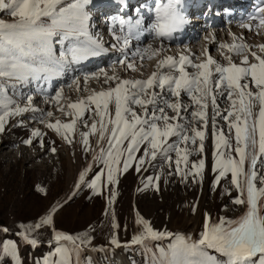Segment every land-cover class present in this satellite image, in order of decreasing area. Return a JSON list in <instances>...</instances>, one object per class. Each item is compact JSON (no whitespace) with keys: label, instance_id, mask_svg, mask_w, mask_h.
Returning <instances> with one entry per match:
<instances>
[{"label":"snow or ice","instance_id":"6c2138e0","mask_svg":"<svg viewBox=\"0 0 264 264\" xmlns=\"http://www.w3.org/2000/svg\"><path fill=\"white\" fill-rule=\"evenodd\" d=\"M120 2L126 6L127 0ZM92 4L93 0H0V12L13 17L11 21L0 18V133L10 117L40 111L33 105L32 95L21 92L20 98L26 100L21 105L8 94L9 89L16 93L33 82L38 87L41 81L50 84L54 78L109 51L103 38L92 31L89 10ZM136 12L135 19L123 15L111 18L114 43L110 47L119 53L111 65L113 74L100 68L83 76L85 84L103 76L106 84L111 81L115 86L93 90L86 97L68 103L66 108L60 103L64 99V89L60 88L49 102L57 104L59 111L73 119L70 122L57 119L53 123L47 120L53 116L48 111L42 114L40 122L61 133L68 143L73 142L78 121L89 128L80 133L81 141L86 152H93V163L98 162L101 167L90 181L86 180L92 170L90 163L80 173L75 187L79 190L86 185L103 194L102 189L111 192V186L118 183V174L126 173L134 165L139 172L158 157L169 169L175 166L174 171H169L170 176L177 174L182 181L191 177L202 182L211 107L216 174L213 188L230 174V183L238 192L232 202L245 210L235 218L205 214L203 230L197 238L156 230L137 213L136 223L142 230L129 243L147 247L149 241L170 240L166 248L158 246V254H151L149 264H264V44L250 45L235 34H231L232 43H220L213 34L211 41L208 37L204 39L217 43L225 63L215 59L206 48L202 60L190 50L188 54L165 55L168 51L165 41L173 40L189 23L183 0H154V6L148 7L153 15L147 25L141 9ZM240 27L257 34L264 31V0H260ZM146 33L151 35L152 42L132 49L133 41H139ZM232 54L241 57L239 63L233 61ZM152 59L157 61L155 71L146 79H125L116 74L117 66L137 71V61L143 67L145 60ZM73 85L80 90L79 76L69 87ZM182 93L189 102L182 101ZM218 97L225 98L229 106L221 109ZM86 113L92 120L90 126L83 119ZM217 117L227 122V132L217 124ZM32 135L41 137L42 146L44 133L34 129ZM92 135L98 136L97 149L91 147ZM142 148L143 153L137 155ZM192 155L200 158L190 161ZM159 179V175L149 176L145 187L155 183L159 190ZM114 198L115 193L111 192L109 205ZM59 206H54L35 225L21 224L23 231L18 235L33 246L39 244L38 238L31 234L33 229L52 227L53 238L49 243L54 241L56 247L38 264H80V253L85 246L91 247L93 237L88 232L72 235L55 228L53 213ZM113 227L118 228V223L114 221ZM110 243L121 246L116 234ZM0 256H11L15 264H21L14 241L0 247Z\"/></svg>","mask_w":264,"mask_h":264},{"label":"rangeland","instance_id":"374dc122","mask_svg":"<svg viewBox=\"0 0 264 264\" xmlns=\"http://www.w3.org/2000/svg\"><path fill=\"white\" fill-rule=\"evenodd\" d=\"M105 1L107 2V0H93V4L89 8L92 14V25L96 27L101 23L100 28L98 26L96 30H92L94 34L98 33L100 36L104 31L102 23L105 22L101 13L107 14L111 11L110 6L104 4ZM247 1V4H250L251 0ZM223 6L220 4L217 8L224 11L225 7ZM205 7V4H201L198 9L205 12ZM112 9L117 13L130 11V9L133 11L134 3L130 4L126 10L120 4ZM218 9L212 10L210 15L213 14L216 18L221 19L222 14L216 13ZM0 18L7 21L13 19L7 12H0ZM200 24L199 26L195 25V28L203 29L204 26ZM224 32V37L217 35L218 42L232 43L233 37L230 36V31L227 29ZM235 32L236 36L243 37L245 42L250 41V45L264 44L263 41H257L254 32H245L244 29H238ZM103 35L102 38L107 37L112 40L107 28ZM207 35H204V31H200L195 42L192 43L193 45H186L188 47L181 45L183 50L181 52H188L190 49L194 57L204 59V38ZM112 43L107 45L109 54L114 52L110 47ZM207 50L221 63L226 62L222 52L218 50L217 43L215 47L207 48ZM253 50L257 49L253 48ZM168 51L164 54L166 55ZM224 54L228 53L225 51ZM232 59L239 63L241 57L232 54ZM156 62L155 59L148 60L144 62L143 67H140L138 62L137 71L117 66L116 74L125 79H146L155 71ZM76 69V76H79L80 82H82L83 76L89 68L79 65ZM104 69L108 70L109 75L113 74L111 65ZM72 72L73 70H69L64 76L54 78L50 84L41 81L40 87L36 82H33L22 87L16 93L9 89L8 94L18 100L21 105L26 103L25 99L20 98L21 92L32 95L33 105L40 110L10 117L5 124L3 133H0V229H8L7 232L0 231V247L7 241H14L18 247L21 264H38V261H42L50 252L54 251L55 242L49 243L53 238L51 226L44 225L39 229H33L32 236L39 240V244L36 246L26 243L18 233L23 231L21 224L35 225L39 223L41 218L57 205L60 206L53 213L54 225L57 230L72 235L88 232L93 237L91 247L85 246L80 253V264H149L151 254L153 252L158 254V246L166 248L170 240L149 241L147 247L141 244H130L133 235L142 230V226L136 223L137 213L140 217L148 220L156 230H167L186 236L191 235L195 238V235L198 237L203 230L205 214H209L213 218L220 216L235 218L245 210L243 206L232 202L238 196V192L230 183V174L228 179H222L219 186L213 188L216 174L213 172L214 139L211 107L209 108L207 139L204 144L203 155L206 159V167L202 182L193 180L191 177L187 181H182L177 174L170 176L168 173L174 171L175 166L173 165V168L169 169L158 157L151 165L146 163L139 172L136 171L134 165L126 173L118 174V183L111 186V192L115 193L111 205L108 203L111 195L109 189H102L103 194H98L86 185H81L77 190L75 185L79 182V175L90 163L92 170L88 172L86 180L90 181L101 167L98 162L93 163V152H86L81 141L80 133L89 131V128H85L83 123L78 121L74 135L70 134L73 142L68 143L61 133L48 128L46 123L40 122L43 118L42 114L51 111L53 116L47 120L53 123L57 119L62 122H70L73 119L72 116L59 111L57 104L49 102L58 89H64V99L60 103L66 108L68 103L86 97L93 90L98 92L108 87H114L115 82L110 81L106 84L104 77L101 76L99 81L97 80L93 85L94 87L81 84L80 90H77L75 85L69 87L76 77L71 74ZM181 99L186 103L189 102V98L183 93ZM217 103L221 109L229 106V102L222 97L217 98ZM137 111L140 109L137 108ZM171 114L170 112L169 115ZM83 119L88 120L89 126L91 125L92 120L89 119L87 113ZM217 124L227 132L226 121L217 117ZM34 129H39L41 133H44L42 146L41 137L32 135ZM29 139L32 141L31 144L26 143ZM97 140V135L90 136V144L93 149L98 148ZM53 148L55 151H52ZM142 153L143 148L137 155ZM233 154L235 155V153ZM199 158L197 155H192L189 159L196 161ZM162 164L163 172L161 173ZM157 175L160 176L159 190L155 183L146 188L147 178ZM225 188L228 189L227 192ZM114 221L118 223V228L113 227ZM113 234L118 235L121 242L120 247L111 245L110 240ZM126 244L128 246H124ZM0 264H15V259L11 256H0Z\"/></svg>","mask_w":264,"mask_h":264},{"label":"bare ground","instance_id":"6f19581e","mask_svg":"<svg viewBox=\"0 0 264 264\" xmlns=\"http://www.w3.org/2000/svg\"><path fill=\"white\" fill-rule=\"evenodd\" d=\"M204 1H205V3L208 2L209 5H211V4L218 5L219 3L223 2L224 5H225L224 6L225 7L224 11H221L218 8L215 7L216 9H218V10H216L217 11L216 13L217 14H219V13L222 14V18L221 19L220 18H216L212 14V15H208L205 19H203L202 18L203 16L199 15L200 14L199 13V9L195 8V6L193 4L201 5V4L204 3ZM133 3H134V10L133 11L130 9V11L129 10L128 11H124L125 13L122 12V11L121 12L119 11L117 13V12L113 11V9H112L117 4H120L123 7V9L126 10L130 6V4H133ZM253 3H254V1L251 2L250 4H247L246 0H183V11L184 12H188L189 13L188 15L193 16V18H189V17L186 16L187 20L189 21V23L186 24V30L184 32L180 33L179 35H176L173 40L165 41V47L168 48V50H169L166 55L178 56L181 53V51H183L181 49V45H185V46L188 45L189 46L190 44L195 42V40H196V38H197V36H198L200 31L201 32L204 31V35L208 34L205 37H208L209 34H210L209 41L212 40L213 34L215 36V41H218L217 40L218 36L224 37L225 36V32L224 31L227 30V29L230 31L229 34H230L231 37H232L231 34H235L236 30L244 29L245 32H254V34H256V36H257V38H256L257 41H263L264 42V31H261L260 34H257L255 30L249 31L248 29L240 27V24L247 20L248 15H250V11L252 9H254V4ZM104 4L109 5L110 8H111V11L107 12V14L106 13H101V15L103 16V20H106V22H107V25H105V23H102V25H103L102 30H104V31L101 32L102 33L101 36H104L103 33L105 32V28L108 27V29H109L108 32H110V36L112 37L111 31H110V24H111V18L114 17V16L123 15V16H125V18L132 17V18L135 19V18H138L136 9L140 8L141 12L145 15V23L147 25V23L150 22L149 18L153 15L152 13L148 12V7L154 6V0H127L126 6L122 5L120 0H107V2L105 1ZM135 4H136V6H135ZM141 5H145V7L141 8ZM199 17H201V18H199ZM195 21L196 22H202L200 25L204 26L203 29H197L198 27L195 28V25L199 26V23L191 24L192 22H195ZM100 24L99 25L97 24L96 27L93 26L94 28L92 30H96L98 26H99L98 28H100ZM235 35H237V34H235ZM103 40L107 41V42L104 41L105 42V47H107V45H109L111 42L114 43L113 37H112V40H109L107 37L105 39L103 38ZM232 40H233V38H232ZM150 42H152V37H151V35L146 33L144 36H142L140 38L139 41H136V40L133 41L132 49H135L137 46L143 47V46L147 45ZM246 43L250 44V41H246ZM215 44H216L215 42H211L210 43L208 41H205V48L209 49L211 47H215ZM188 46H186V47H188ZM111 51L112 52L114 51V52L110 53V54L107 52L106 54H103L102 56H100V58H97V57L91 58L88 61H86L83 64H81V65H84V67H88L89 68L86 71V73L96 72L97 69H99L100 67L105 68L108 65H112V62L118 58L119 53L115 49H113ZM184 53L188 54L187 51H184ZM146 61H148V60H145L144 62H146ZM138 62L139 61H137V63ZM75 70H77V69L75 68L73 70V72L71 73L74 76L77 75V73H75ZM99 79H90L87 82V84H85V82L83 80L82 82H80V86L86 85L87 87H91V86L94 87L93 85H95L96 81L97 80L99 81ZM34 101H35V99H34ZM222 109H225V107H223ZM195 238H197L196 235H195Z\"/></svg>","mask_w":264,"mask_h":264}]
</instances>
